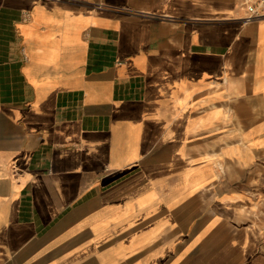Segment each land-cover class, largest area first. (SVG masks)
I'll use <instances>...</instances> for the list:
<instances>
[{
  "label": "crops",
  "instance_id": "0c3cea01",
  "mask_svg": "<svg viewBox=\"0 0 264 264\" xmlns=\"http://www.w3.org/2000/svg\"><path fill=\"white\" fill-rule=\"evenodd\" d=\"M244 0H0V264H264V17Z\"/></svg>",
  "mask_w": 264,
  "mask_h": 264
},
{
  "label": "built area",
  "instance_id": "2783aa9c",
  "mask_svg": "<svg viewBox=\"0 0 264 264\" xmlns=\"http://www.w3.org/2000/svg\"><path fill=\"white\" fill-rule=\"evenodd\" d=\"M246 20L264 17V0H244Z\"/></svg>",
  "mask_w": 264,
  "mask_h": 264
},
{
  "label": "rangeland",
  "instance_id": "374dc122",
  "mask_svg": "<svg viewBox=\"0 0 264 264\" xmlns=\"http://www.w3.org/2000/svg\"><path fill=\"white\" fill-rule=\"evenodd\" d=\"M263 206V209H261L262 213L264 212V205ZM259 222V225H263L264 227V213L261 215V219L257 220ZM264 236V235H263Z\"/></svg>",
  "mask_w": 264,
  "mask_h": 264
}]
</instances>
